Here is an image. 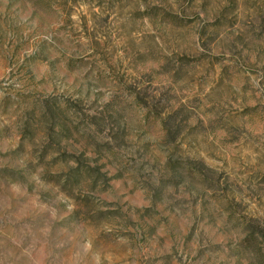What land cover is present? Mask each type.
<instances>
[{
    "label": "rangeland",
    "instance_id": "1",
    "mask_svg": "<svg viewBox=\"0 0 264 264\" xmlns=\"http://www.w3.org/2000/svg\"><path fill=\"white\" fill-rule=\"evenodd\" d=\"M0 264H264V0H0Z\"/></svg>",
    "mask_w": 264,
    "mask_h": 264
}]
</instances>
